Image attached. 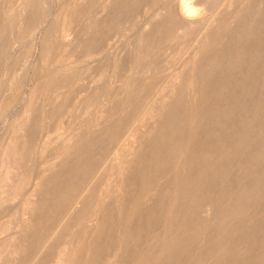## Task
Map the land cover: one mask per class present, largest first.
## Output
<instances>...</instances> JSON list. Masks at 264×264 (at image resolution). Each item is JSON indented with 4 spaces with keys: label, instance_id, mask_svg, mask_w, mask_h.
Returning <instances> with one entry per match:
<instances>
[{
    "label": "rangeland",
    "instance_id": "obj_1",
    "mask_svg": "<svg viewBox=\"0 0 264 264\" xmlns=\"http://www.w3.org/2000/svg\"><path fill=\"white\" fill-rule=\"evenodd\" d=\"M183 1L0 0V264H264V0Z\"/></svg>",
    "mask_w": 264,
    "mask_h": 264
},
{
    "label": "bare ground",
    "instance_id": "obj_2",
    "mask_svg": "<svg viewBox=\"0 0 264 264\" xmlns=\"http://www.w3.org/2000/svg\"><path fill=\"white\" fill-rule=\"evenodd\" d=\"M207 1L209 2L210 0H207ZM207 1H206V3H207ZM174 2H175V4H174ZM174 2H173V4H174V13H175V14H174V19H175V20L172 19V20H168V21H170L171 24H172V22H174V25H173L174 27L178 24V22L182 24V25L180 26V28H181V27L183 28V26L185 27V25L188 26V25L191 23V21L188 20V19H186L183 15L186 14L187 10L192 9V7H191L189 4L185 3L183 0H177V1L174 0ZM167 7H168V6H167ZM167 7H166V9H168V12H169V11L171 10L172 7H170V6H169V8H167ZM169 9H170V10H169ZM164 10H165V9H164ZM165 11H166V10H165ZM172 11H173V8H172ZM172 11H170V13H171ZM166 12H167V11H166ZM166 12H165V13H166ZM165 13H164V14H165ZM170 13H167V15L170 14ZM171 14H173V13H171ZM175 15H176V17H177L178 19H176ZM186 15H187V14H186ZM164 16H165V15H164ZM172 16H173V15H172ZM171 18H172V17H171ZM171 18H170V19H171ZM175 21H177V22H176L177 24H175ZM171 24H170L169 26H171ZM202 24H203V23H202ZM202 24H201V25H202ZM178 25H179V24H178ZM178 25H177V26H178ZM191 25H192V24H191ZM173 26H171V27H173ZM177 26H176V27H177ZM224 26H225V25H224ZM171 27H170V28H171ZM192 27H193V25H192ZM199 27H201V26H199ZM226 27H227V26H226ZM246 27H247V26H246ZM174 29H175V31L177 30V28H174ZM174 29L172 28V30H171V34L173 33L172 31H174ZM185 29H187V28H185ZM175 31H174L173 34H176ZM177 31H178V30H177ZM177 31H176V32H177ZM168 34H169V33H168ZM173 34H172V35L169 34V35H170V37L173 36V37H174L173 39H175V38H176V37H175L176 35H173ZM8 36H9V34H8ZM177 36H178V34H177ZM168 39H169V37H168ZM173 39L170 38V40H173ZM178 78H179V77H178ZM174 104H175V103H174ZM188 111H189V110H188ZM247 112H248V111H247ZM177 117H178V116H177ZM196 117H197V115H196ZM180 118H181V117H180ZM183 119H184V118H183ZM207 119H208V118H207ZM223 119H224V118H223ZM204 120H205V119H204ZM219 120H220V119H219ZM220 121H221V120H220ZM206 122H207V121H206ZM225 122H226V121H225ZM245 123H246V122H245ZM221 147H222V146H221ZM95 162H96V161H95ZM68 169H69V168H68ZM70 174H71V173H70ZM68 198H69V197H68ZM224 250H225V249H224ZM66 252H67V251H66ZM39 253H40V252H39Z\"/></svg>",
    "mask_w": 264,
    "mask_h": 264
}]
</instances>
